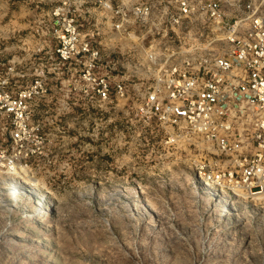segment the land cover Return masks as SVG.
I'll list each match as a JSON object with an SVG mask.
<instances>
[{"label": "rangeland", "instance_id": "rangeland-1", "mask_svg": "<svg viewBox=\"0 0 264 264\" xmlns=\"http://www.w3.org/2000/svg\"><path fill=\"white\" fill-rule=\"evenodd\" d=\"M57 5L0 0L5 87L43 70L47 88L29 103L19 149L0 111V264H264V197L212 200L202 178L215 150L138 111L159 66L135 51L126 61L99 37L95 74L125 87L101 101L83 96L81 64H46V50L33 58L53 46L42 21ZM12 55L21 62L10 72Z\"/></svg>", "mask_w": 264, "mask_h": 264}, {"label": "built area", "instance_id": "built-area-1", "mask_svg": "<svg viewBox=\"0 0 264 264\" xmlns=\"http://www.w3.org/2000/svg\"><path fill=\"white\" fill-rule=\"evenodd\" d=\"M56 2L42 21L53 43L48 59L85 68L83 96L105 101L113 90L125 92L123 83L112 86L109 77L95 74L104 49L99 37L106 36L109 49L118 48L126 61L130 51L140 53L137 61L161 70L153 74L138 111L215 150L202 178L213 195L264 197V0ZM84 24L90 26L87 35L81 32ZM45 74L36 73L16 92L7 90L9 77L0 74V111L14 119L13 150L25 139L30 101L47 91ZM15 160L10 156L9 169Z\"/></svg>", "mask_w": 264, "mask_h": 264}, {"label": "crops", "instance_id": "crops-1", "mask_svg": "<svg viewBox=\"0 0 264 264\" xmlns=\"http://www.w3.org/2000/svg\"><path fill=\"white\" fill-rule=\"evenodd\" d=\"M50 46L51 45H47L46 48L44 46L40 48V52L46 50L44 52V54H46V55H44V57H43V62H45L46 64H48L51 61V60L48 59V55L53 50V46L52 47H50ZM47 49H49V50L47 51ZM12 51H14V50L12 49ZM31 55L34 56L33 57L34 59H36L35 55H37V48H34V49L32 48ZM12 57H13V59L11 61H9V64L12 63V65H9V66H12L13 69H14V62L19 63V62H21V60L19 59V57L17 55H12ZM33 63H35V62H33ZM0 66H4V67L6 66V63L4 62L3 58L1 57V55H0Z\"/></svg>", "mask_w": 264, "mask_h": 264}, {"label": "bare ground", "instance_id": "bare-ground-1", "mask_svg": "<svg viewBox=\"0 0 264 264\" xmlns=\"http://www.w3.org/2000/svg\"><path fill=\"white\" fill-rule=\"evenodd\" d=\"M203 183H204L203 185H205L207 187V191H208L209 195L212 197V200L218 201L221 204H224L225 203L224 200H223V198H221L220 195H218V196L213 195V193L210 190V186L211 185L208 182H206L205 180H203Z\"/></svg>", "mask_w": 264, "mask_h": 264}]
</instances>
